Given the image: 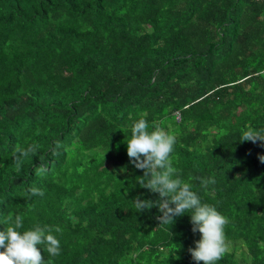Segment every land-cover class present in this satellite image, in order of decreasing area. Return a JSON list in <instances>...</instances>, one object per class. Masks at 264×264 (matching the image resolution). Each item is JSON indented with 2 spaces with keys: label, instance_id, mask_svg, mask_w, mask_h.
Returning a JSON list of instances; mask_svg holds the SVG:
<instances>
[{
  "label": "trees",
  "instance_id": "obj_1",
  "mask_svg": "<svg viewBox=\"0 0 264 264\" xmlns=\"http://www.w3.org/2000/svg\"><path fill=\"white\" fill-rule=\"evenodd\" d=\"M140 118L228 220L214 264H264V142L240 141L264 128V0H0V231L60 227L45 264H203L190 211L134 207L159 199L127 156Z\"/></svg>",
  "mask_w": 264,
  "mask_h": 264
},
{
  "label": "clouds",
  "instance_id": "obj_2",
  "mask_svg": "<svg viewBox=\"0 0 264 264\" xmlns=\"http://www.w3.org/2000/svg\"><path fill=\"white\" fill-rule=\"evenodd\" d=\"M149 123L140 118L133 121L130 138L126 139L129 163L143 170V176L138 177L140 187L150 192L158 193V200L133 199L137 212L156 207L160 213L156 219L159 224H172L174 219L184 213L191 212L192 232L197 231L201 238L194 241L195 248L188 249L191 258L203 264H214L228 251L225 240V225L228 220L215 207L202 204L198 195L192 191V185L185 182L177 174L172 165L170 154L173 152L175 136L160 127L149 131ZM240 141L264 142V128L253 130L248 128L242 132ZM29 153L35 154V147L17 148L14 160L19 171L21 157ZM264 163V155L258 156ZM43 171V169H41ZM199 179L202 187L214 184V178ZM32 195H43L38 188L28 190ZM11 226L0 231V264H45L42 251L38 245H44L51 257L60 255V242L52 234L61 232L60 227L35 226L33 229L19 231L23 227L22 217L16 215L14 220L9 218Z\"/></svg>",
  "mask_w": 264,
  "mask_h": 264
}]
</instances>
